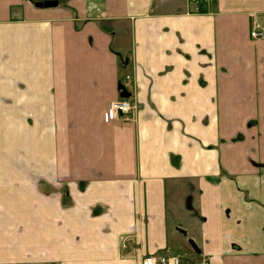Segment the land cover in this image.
Segmentation results:
<instances>
[{"label":"crops","instance_id":"1","mask_svg":"<svg viewBox=\"0 0 264 264\" xmlns=\"http://www.w3.org/2000/svg\"><path fill=\"white\" fill-rule=\"evenodd\" d=\"M35 1L0 0V264H264V0Z\"/></svg>","mask_w":264,"mask_h":264},{"label":"built area","instance_id":"2","mask_svg":"<svg viewBox=\"0 0 264 264\" xmlns=\"http://www.w3.org/2000/svg\"><path fill=\"white\" fill-rule=\"evenodd\" d=\"M209 0H188V2L199 5ZM249 34L252 38L263 39L264 38V23L261 24L257 20L251 22ZM129 78L128 75L125 76ZM135 106L128 97H122L112 100L108 103V106L104 112V120H118L121 122H128L134 119ZM138 264H181L179 259L170 253L169 249L157 251L151 254L143 255ZM195 264H208L207 259L202 258Z\"/></svg>","mask_w":264,"mask_h":264},{"label":"water","instance_id":"3","mask_svg":"<svg viewBox=\"0 0 264 264\" xmlns=\"http://www.w3.org/2000/svg\"><path fill=\"white\" fill-rule=\"evenodd\" d=\"M56 4H57L56 0H42V1L34 2V5L37 7H52L55 6ZM123 94L126 95L125 91H123ZM188 244L195 253L199 254L200 250L191 238L188 239Z\"/></svg>","mask_w":264,"mask_h":264},{"label":"rangeland","instance_id":"4","mask_svg":"<svg viewBox=\"0 0 264 264\" xmlns=\"http://www.w3.org/2000/svg\"><path fill=\"white\" fill-rule=\"evenodd\" d=\"M171 253V252H170ZM172 254V253H171ZM173 255V254H172ZM182 256L179 254V256H177V258L180 260V258H181ZM186 259V261H189V259H187V258H185ZM181 262V261H180Z\"/></svg>","mask_w":264,"mask_h":264}]
</instances>
